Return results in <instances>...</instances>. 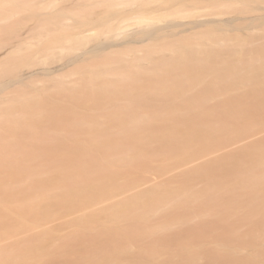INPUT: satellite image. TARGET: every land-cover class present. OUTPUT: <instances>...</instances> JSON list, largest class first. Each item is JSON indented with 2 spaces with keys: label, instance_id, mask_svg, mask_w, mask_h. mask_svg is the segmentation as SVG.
<instances>
[{
  "label": "bare ground",
  "instance_id": "6f19581e",
  "mask_svg": "<svg viewBox=\"0 0 264 264\" xmlns=\"http://www.w3.org/2000/svg\"><path fill=\"white\" fill-rule=\"evenodd\" d=\"M4 131L0 264H264V0H0Z\"/></svg>",
  "mask_w": 264,
  "mask_h": 264
},
{
  "label": "rangeland",
  "instance_id": "374dc122",
  "mask_svg": "<svg viewBox=\"0 0 264 264\" xmlns=\"http://www.w3.org/2000/svg\"><path fill=\"white\" fill-rule=\"evenodd\" d=\"M230 15H223L222 16V18H227V17H229ZM232 16V15H231ZM230 16V17H231ZM183 21H188V19H185V20H183ZM67 59H68V57H64V58H60V59H56V60H54L53 61V64H56V65H58V64H62V63H64L65 61H67ZM51 66H52V64H51ZM54 66V65H53ZM41 67H43V66H35V68H41ZM28 69V67H25L24 68V70H27ZM50 95H52V93H46V97H49ZM47 117L48 116H44V118H42V121H46L47 120ZM47 126H48V129H53V128H57V129H60L61 127L60 126H56V125H53V123L52 124H44L43 126H42V128H47ZM26 137H27V135H25ZM30 136V135H29ZM13 137V134L12 133H9V132H0V138H2L3 139V141H6V142H8V143H10L11 141H9V139H11ZM50 137V136H49ZM51 144H53L54 145V142H50ZM24 144H28V145H31V144H36V143H32V142H30V141H26V142H24ZM66 234V233H65ZM250 254H252V252H246L245 253V255H248V256H250ZM37 264H39V263H37Z\"/></svg>",
  "mask_w": 264,
  "mask_h": 264
}]
</instances>
